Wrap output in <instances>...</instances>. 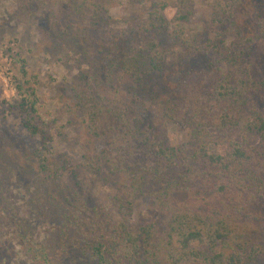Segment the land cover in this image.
<instances>
[{
  "label": "trees",
  "instance_id": "obj_1",
  "mask_svg": "<svg viewBox=\"0 0 264 264\" xmlns=\"http://www.w3.org/2000/svg\"><path fill=\"white\" fill-rule=\"evenodd\" d=\"M70 1L75 14L88 15L67 44L76 66L88 67L73 88L76 101L65 107L66 115L86 123V148L77 142L83 159L72 165L66 153L48 157L53 138L37 120V77L18 85L19 99L10 108L29 142H39L27 156L40 161L51 186L32 194L36 205L51 206L46 219L62 223V248H78L97 264H262L259 1L215 0L211 27L203 31L185 26L193 23V0H154L125 30L111 17L116 0ZM244 2L254 12L250 26L238 15ZM21 74L28 78L25 66ZM171 126L187 131L189 140L175 143ZM103 170L111 177L102 180ZM101 180L116 189L113 197L95 192ZM137 201L147 203L148 218L134 227ZM12 206L0 191V216L13 221L6 225L24 241L27 255L57 264L47 245L22 232L26 218Z\"/></svg>",
  "mask_w": 264,
  "mask_h": 264
},
{
  "label": "rangeland",
  "instance_id": "obj_2",
  "mask_svg": "<svg viewBox=\"0 0 264 264\" xmlns=\"http://www.w3.org/2000/svg\"><path fill=\"white\" fill-rule=\"evenodd\" d=\"M145 1L116 0L110 13L112 19L119 22L117 28L125 30L132 26L134 19L145 14L154 0ZM255 1H259L258 8L264 13V0ZM193 2V23L185 26L194 31L208 30L215 0ZM245 2L238 15L244 21L243 26H250L254 24V12ZM74 11L70 0H0V133L6 132V136L0 138V178H6L8 183L7 187L0 185V191L6 193L10 206L13 205L20 212V217L26 218L22 232L28 231L30 235L26 237L32 239L34 244L47 245L50 258L57 264H97L78 248L67 246L63 249L59 238L62 226L59 218L46 219L51 206H47L43 200L36 205L33 194H46L45 185L51 186L45 180L48 174L39 170L40 161L34 163V159H29L39 142H29L31 138L28 139L19 128L20 121L13 113L15 111L10 110L19 99L18 85L37 77L34 79L39 100L37 120L53 138L49 143L51 151L48 157L66 153L72 159V165H78L79 160L83 159L84 151L77 142L86 148L89 139L86 123L65 114L66 104L76 101L73 88L80 85L81 74L88 72L86 65L81 69L76 66L77 58L67 49L70 36L88 16L75 14ZM24 66L29 74L27 79L21 74ZM71 121L73 125H69ZM169 132L175 143L183 144L189 140V133L176 126H171ZM233 137H238V134ZM32 144L34 146L31 147ZM10 168L11 171L14 169L12 173ZM101 177L103 180L111 176L103 170ZM102 180L95 192L104 198L113 197L116 189L102 187ZM147 210V203L136 202L134 227L146 222ZM7 222L13 221L0 216V264H41L43 257L38 253L27 255L24 241L17 237L12 225H6Z\"/></svg>",
  "mask_w": 264,
  "mask_h": 264
}]
</instances>
